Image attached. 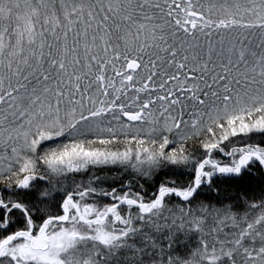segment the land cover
Wrapping results in <instances>:
<instances>
[{"label":"snow or ice","instance_id":"6c2138e0","mask_svg":"<svg viewBox=\"0 0 264 264\" xmlns=\"http://www.w3.org/2000/svg\"><path fill=\"white\" fill-rule=\"evenodd\" d=\"M0 264H264V0H0Z\"/></svg>","mask_w":264,"mask_h":264}]
</instances>
